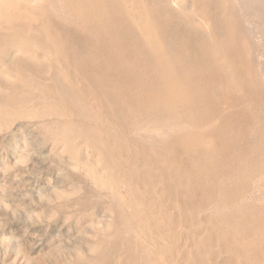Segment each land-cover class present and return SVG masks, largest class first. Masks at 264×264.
<instances>
[{
	"label": "rangeland",
	"instance_id": "rangeland-1",
	"mask_svg": "<svg viewBox=\"0 0 264 264\" xmlns=\"http://www.w3.org/2000/svg\"><path fill=\"white\" fill-rule=\"evenodd\" d=\"M93 1L0 0V264H264V0Z\"/></svg>",
	"mask_w": 264,
	"mask_h": 264
},
{
	"label": "bare ground",
	"instance_id": "bare-ground-1",
	"mask_svg": "<svg viewBox=\"0 0 264 264\" xmlns=\"http://www.w3.org/2000/svg\"><path fill=\"white\" fill-rule=\"evenodd\" d=\"M107 4H111L114 10H107L105 8ZM120 5V0L93 1L92 15L84 29L86 33H94L96 44L101 47V57L104 55L106 57L103 61L104 65L107 66L110 63L124 73H136L142 62L135 56L137 55L136 49L132 47L131 42L135 39L134 34L122 33V26L125 29L126 21ZM145 31L147 30L145 29ZM124 80L128 81L132 87L138 86V81H132L127 76L124 77ZM244 85L251 86L252 84L245 83Z\"/></svg>",
	"mask_w": 264,
	"mask_h": 264
}]
</instances>
